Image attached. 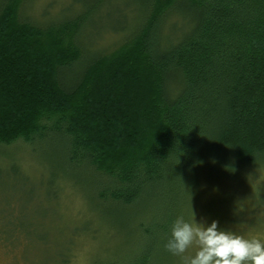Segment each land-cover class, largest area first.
<instances>
[{
  "label": "trees",
  "instance_id": "16d2710c",
  "mask_svg": "<svg viewBox=\"0 0 264 264\" xmlns=\"http://www.w3.org/2000/svg\"><path fill=\"white\" fill-rule=\"evenodd\" d=\"M138 1L135 30L89 52L84 13L41 25L21 16L23 0H0V146L60 143L63 163L123 205L199 150L264 161V0ZM26 233L0 224L3 243Z\"/></svg>",
  "mask_w": 264,
  "mask_h": 264
},
{
  "label": "rangeland",
  "instance_id": "374dc122",
  "mask_svg": "<svg viewBox=\"0 0 264 264\" xmlns=\"http://www.w3.org/2000/svg\"><path fill=\"white\" fill-rule=\"evenodd\" d=\"M23 3L21 16L41 25L84 13L81 36L89 52L112 51L144 18L138 0ZM170 19L166 32L176 37L180 25ZM61 148L0 146V224L17 222L27 231L8 243L0 239V264H186L197 244L181 254L164 247L179 216L216 220L224 230L264 241V161L238 166L199 150L177 177L150 183L141 199L123 205L101 199L106 183L63 163Z\"/></svg>",
  "mask_w": 264,
  "mask_h": 264
},
{
  "label": "clouds",
  "instance_id": "9594fccd",
  "mask_svg": "<svg viewBox=\"0 0 264 264\" xmlns=\"http://www.w3.org/2000/svg\"><path fill=\"white\" fill-rule=\"evenodd\" d=\"M193 243L198 247L186 264H264V241L244 238L218 226V221L191 223L182 216L175 219L164 247L181 254Z\"/></svg>",
  "mask_w": 264,
  "mask_h": 264
}]
</instances>
